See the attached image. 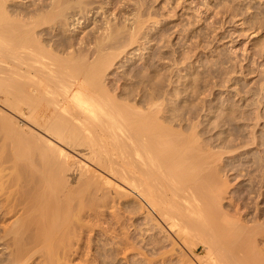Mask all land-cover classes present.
I'll return each instance as SVG.
<instances>
[{
    "label": "bare ground",
    "instance_id": "6f19581e",
    "mask_svg": "<svg viewBox=\"0 0 264 264\" xmlns=\"http://www.w3.org/2000/svg\"><path fill=\"white\" fill-rule=\"evenodd\" d=\"M12 1L0 0V105L20 120L0 107V144L6 147L0 146V219L9 213L17 215L6 226L3 238L16 248L18 259L25 246L47 248L51 261L73 248L69 246L80 230L78 213L83 209L84 196L78 193L103 190L94 173L90 175L92 168L81 167L85 171L78 175L77 186L69 184L73 180L70 161L75 159L69 149L85 146L88 157L121 178L198 264H264L255 243L261 231L250 233L252 227L243 218L248 213L241 210L246 204L250 208L245 198L251 197L239 194L235 203L225 200L230 179L220 176L227 169L219 162L220 156L214 155L196 130L185 135L174 129L170 109L155 101L156 94L147 110L138 104L143 90L135 101L134 95L117 100L122 91L112 93L113 86L105 79L113 56L105 54L95 58L100 62H89L94 50L105 47L103 40L113 37V29L102 41L95 39L96 49L90 52L84 50L86 40L76 47L74 38L57 40L49 33L50 23L63 32L66 20L80 23L79 14L67 10L81 9L88 0L35 2L36 10H22L21 5L17 10ZM68 46L73 50H67ZM255 190L254 185L248 188L249 194ZM150 215L147 223L157 230L160 226Z\"/></svg>",
    "mask_w": 264,
    "mask_h": 264
},
{
    "label": "rangeland",
    "instance_id": "374dc122",
    "mask_svg": "<svg viewBox=\"0 0 264 264\" xmlns=\"http://www.w3.org/2000/svg\"><path fill=\"white\" fill-rule=\"evenodd\" d=\"M35 2L40 5L50 0H13L12 4L14 8L21 5L22 10H36ZM85 6L84 3L81 9L67 10L77 12L81 22L66 20V32L51 28L55 23L46 25L51 26L48 31L53 39L71 42L68 38H74L78 47L85 40V44L95 43V39L102 41L113 29V37L103 40L105 47L91 51L89 62H100L95 58L105 54L113 56L105 79L107 85L113 86L112 93L122 91V97L116 95L117 100L126 101L123 97L134 95L135 101L143 90L138 104L147 110L156 94L155 101L170 109L174 129L185 135L196 130L214 155L220 156L219 162L227 168L220 176L230 179L225 200L235 203L239 194L252 198H245L250 208L246 204L241 210L248 213V218H243L252 227L250 233L261 231L255 243L264 257V0H88ZM83 15L87 17L81 18ZM94 43L86 44L88 48L84 50L90 52L96 47ZM0 107L18 117L12 110ZM69 151L75 157L71 165L76 164L72 165L70 186H77L81 172L92 168L90 175H96L93 178L99 179L98 185L109 196L99 189L96 194L78 193L84 196L83 209L78 213L80 230L72 237L71 251H61L52 261L47 248L26 246L22 259H18L16 248L7 243L8 239L5 241L4 234L17 215L9 213L2 217L0 264H189L190 260L192 264L199 263L171 230L158 223L155 215L151 216V208H144L140 197L121 178L88 157L85 146ZM250 185L257 188L251 194ZM148 215L159 224L157 230L150 229Z\"/></svg>",
    "mask_w": 264,
    "mask_h": 264
}]
</instances>
